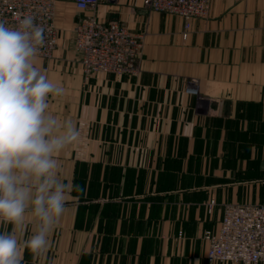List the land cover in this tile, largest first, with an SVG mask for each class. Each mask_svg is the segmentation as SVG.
Segmentation results:
<instances>
[{
	"label": "crops",
	"instance_id": "0c3cea01",
	"mask_svg": "<svg viewBox=\"0 0 264 264\" xmlns=\"http://www.w3.org/2000/svg\"><path fill=\"white\" fill-rule=\"evenodd\" d=\"M58 3L59 45L37 66L65 90L50 111L81 131L57 159L83 191L22 264H243L211 262L204 235L226 204L264 200V0H212L187 38L145 0ZM89 16L144 35L137 75H85L74 26Z\"/></svg>",
	"mask_w": 264,
	"mask_h": 264
},
{
	"label": "clouds",
	"instance_id": "9594fccd",
	"mask_svg": "<svg viewBox=\"0 0 264 264\" xmlns=\"http://www.w3.org/2000/svg\"><path fill=\"white\" fill-rule=\"evenodd\" d=\"M45 32L31 14L13 24L0 19V224L11 226L0 231V264H22V249L46 255L72 193L83 191L58 172V155L81 131L50 111V99L65 90L37 66ZM29 224L31 235L21 243L18 234Z\"/></svg>",
	"mask_w": 264,
	"mask_h": 264
},
{
	"label": "built area",
	"instance_id": "2783aa9c",
	"mask_svg": "<svg viewBox=\"0 0 264 264\" xmlns=\"http://www.w3.org/2000/svg\"><path fill=\"white\" fill-rule=\"evenodd\" d=\"M81 11L94 10L102 0H73ZM154 11L181 16L185 21L184 36L195 18H207L212 0H145ZM83 2L84 6L81 7ZM31 14L46 32L41 58H52L59 45L55 0H0V19L9 24ZM75 48L86 76L104 72L137 75L144 47V35L131 32L118 21L102 22L95 16L80 19L74 26ZM197 93L196 88L187 90ZM213 203V202H212ZM207 256L219 263H264V200L260 203L226 204L217 232L206 231Z\"/></svg>",
	"mask_w": 264,
	"mask_h": 264
},
{
	"label": "rangeland",
	"instance_id": "374dc122",
	"mask_svg": "<svg viewBox=\"0 0 264 264\" xmlns=\"http://www.w3.org/2000/svg\"><path fill=\"white\" fill-rule=\"evenodd\" d=\"M55 1H56V2L58 1L59 3H61V4H62V7H61V8L64 9V8L67 7V5H68L67 3H69L70 0H55ZM59 3H58V4H59ZM63 6H64V8H63ZM68 9H69V8H68ZM64 10H65V9H64ZM69 25H70V24H69ZM70 26H71V25H70Z\"/></svg>",
	"mask_w": 264,
	"mask_h": 264
}]
</instances>
